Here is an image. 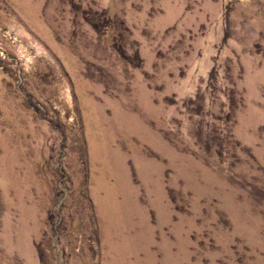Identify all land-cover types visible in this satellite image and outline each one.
<instances>
[{
	"label": "rangeland",
	"instance_id": "374dc122",
	"mask_svg": "<svg viewBox=\"0 0 264 264\" xmlns=\"http://www.w3.org/2000/svg\"><path fill=\"white\" fill-rule=\"evenodd\" d=\"M0 264H264V0H0Z\"/></svg>",
	"mask_w": 264,
	"mask_h": 264
}]
</instances>
